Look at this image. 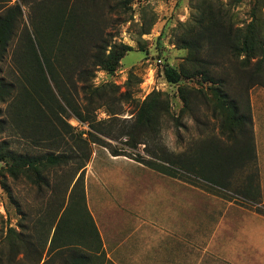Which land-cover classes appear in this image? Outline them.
I'll use <instances>...</instances> for the list:
<instances>
[{
  "label": "trees",
  "instance_id": "1",
  "mask_svg": "<svg viewBox=\"0 0 264 264\" xmlns=\"http://www.w3.org/2000/svg\"><path fill=\"white\" fill-rule=\"evenodd\" d=\"M11 1L0 0V10ZM132 1L126 0V4ZM67 7V3L58 7L57 13L61 14L54 15L56 20L47 24L49 31L44 25L34 24L38 46L28 31L25 33L13 53L14 83L2 76V69L16 38L21 4L0 14V103L10 101L9 120L0 117V134L12 131L24 138L52 141L56 145L34 155L10 149L9 141L0 143V160L4 161L1 185L20 216L16 227L9 225L1 231L0 264H97L99 258L105 257L85 191V172L92 154L90 144L112 146L105 138H126L124 147L111 148L114 156H128L171 176L191 174L218 190L229 191L231 173L251 164L255 167L256 183L253 186L249 182L244 194H238L250 204L258 203L261 193L248 95L254 87L264 88V0H251L249 20L241 25L224 5L207 1L178 36L177 44L187 54L178 68L164 64L162 75L166 82L179 84L183 102L180 113L192 111L194 104L202 102L219 121L221 136L219 139L215 135L208 136L204 149L184 150L178 154L162 143L163 121L173 119L168 95L162 91L154 90L145 100L135 101L136 114L130 119L118 117L121 111L108 112L110 117L106 120L96 119V110L107 100L116 98L119 89L115 83L95 86L96 71L115 73L125 55L134 48L104 40L88 57L87 44L93 37L89 19L82 6ZM66 14L69 17H65ZM150 30V27L144 29L141 35ZM218 55L228 58L238 81L235 89L229 82L228 68L219 72L218 63L211 59ZM84 59L88 60L89 67L78 75L85 101L83 109H79L73 101L72 89H76V83L72 75L76 62ZM161 62L159 58L157 64ZM46 72L64 103L50 85ZM194 77L208 86L204 88L201 84L197 88L181 84L183 78ZM133 78L137 75L131 71L127 83L131 85ZM140 82L138 78L137 83ZM120 96L137 100L129 90ZM64 115L88 123L89 130L76 132ZM60 116L63 120L57 122ZM139 145H145L149 159L139 155L141 153L134 157L132 150L137 151ZM69 165L73 166V172L53 187L46 172H57ZM8 177L23 178L40 193L44 186L48 187L52 194L46 206L31 217L14 196ZM258 210L264 214V209Z\"/></svg>",
  "mask_w": 264,
  "mask_h": 264
},
{
  "label": "rangeland",
  "instance_id": "2",
  "mask_svg": "<svg viewBox=\"0 0 264 264\" xmlns=\"http://www.w3.org/2000/svg\"><path fill=\"white\" fill-rule=\"evenodd\" d=\"M207 1L209 2L212 0H133L131 4H126V0H12L0 10V14H6L10 8L15 7L17 4H21V15L18 17L16 26V38L12 42L6 61L3 64L2 76H4L8 82L11 81L14 83L13 53L17 45H19L24 39L27 31L31 35L36 46H38L34 33V24L44 25L47 28L50 20H56L53 18L54 15L57 17L60 16L61 12L57 13V10L61 4L67 3L68 7L77 4L78 6H82L86 18L89 19L91 30L93 31V37L87 44L88 50L86 54L88 57L95 52V47L103 43L104 40L111 41L112 43L115 42L117 44L124 43L131 45L134 48L125 55L122 59L121 66L115 71V73L109 74L103 69H98L96 71V78L94 79L95 86H100L105 83H115L119 87L118 92L116 93V98L107 100L101 108L96 110L94 113L96 119L98 121L106 120L110 117L108 112L119 111L121 112L117 114L118 117H121L122 119H130L136 114L135 101L145 100L154 90L162 91L168 95L171 114L173 115V119L168 118L163 121L160 131L162 143L175 154L184 150L192 149L193 151H198L199 149H204V147H207L206 139L209 138L208 136L215 135L218 136V139L221 137L219 135V121L212 117L211 111L202 102L194 104L192 106V111H188L185 114L180 113L183 102L179 94V84L166 82L162 75V68L164 64L176 68L180 66L187 51L178 46V36L184 32L186 25L190 24L192 19L197 15L198 9ZM213 1H216L229 9L233 14L234 21L240 25L249 20L248 13L251 6V0ZM67 16L68 14H66L65 17ZM148 27L151 29L150 33L141 35L142 31ZM47 30L49 31L48 28ZM218 56L211 59L214 63H218L217 68L220 70L219 72L222 73L228 68V71H230L228 79L233 86V89H235L238 81L234 72L230 68L231 65L228 58L225 55ZM159 58L162 62L157 64ZM75 65L76 68L74 69L75 71H73L74 74L72 75V80L76 83V89H72L74 92V95L72 96L77 107L83 109L81 107L84 106L85 103L84 94L81 89L82 83L79 82L78 75L82 70L89 67L88 60L84 59L82 61H77ZM131 71L137 75V78H133L130 85V83H127V79ZM46 75L50 85L57 93L60 100L64 103L47 72ZM62 76L65 77L64 72L62 73ZM138 78L141 79L140 83H137ZM181 84L200 88L202 83L199 77H194L183 78ZM202 86L206 88L208 84L204 83ZM127 90L131 92L133 99L137 100H125L120 96ZM252 90L256 94L257 91H264V88L257 86L249 90V103ZM9 102L10 101L0 103V117L6 120H9ZM67 109L70 111V108L67 107ZM63 117L75 128L76 132L80 131L76 126L78 119L66 115ZM61 120L63 119H61L60 116V119H57L56 121L58 122ZM84 124L88 126V123ZM105 140L110 142L112 146H105L103 143L90 144L92 152L90 162L93 160L92 164H94V170H92L94 174H92L93 176L91 175L89 181L90 186L94 184L95 187L97 180H100L101 183L110 185L116 181H121L120 183L126 185L125 179L122 176H129V183L134 187H131L128 194L123 195V192L120 191L118 193H113L112 190H110L112 194L111 198L115 199L117 203L137 198L139 200L143 199L144 202L141 200L143 203V207L141 208H143L142 210L144 211V214H154L158 220L167 219L166 224L170 220L176 224V227H180L181 225L184 227V225H186L187 232L190 231V228L192 227L191 225L194 221H196V224L200 222V229L193 228V238H195V235H199L201 238L202 233H200V230L207 224L208 231L210 232V243H212V250L214 251H217V240L221 243L229 242L238 246L241 253V250L243 249L241 244L243 242L251 245L248 247L247 255L244 254L241 257L242 259H237V255L232 256L231 260L232 258L234 259V262H232L225 259L227 257L225 255L216 256V259L210 256L208 262L205 264H237L239 261L241 264H264V247L260 246L255 239L253 240V238H250L245 241L236 238L231 239L227 232H222L225 235L222 238H218L219 233L217 234L218 231L216 224L222 211H219L220 209L216 207L215 198H212L213 200L210 199V213L208 215L204 213V216L201 214L199 217L196 215L194 216L192 212L191 214L188 213L184 220L183 211L176 206V199L172 201L174 197H170L168 194L165 195V193H158V189L152 191L151 187H144V184L142 185L143 187L137 186L138 183L134 181V179L137 176L147 177L148 171L143 170L139 166L135 167L132 164L123 165L122 162L114 163L109 161L110 157H128L124 155L114 156L111 152V148L121 149L124 147L123 142L126 138H122L121 140L105 138ZM3 141H9L10 149L15 150L16 152H28L34 155L44 153L45 151L56 147L52 141L37 142L33 137L24 138L20 134H16L12 131H6L0 134V143ZM144 146L145 145H139L137 151L132 150L135 158L138 153H141L139 155L145 159L150 158V155L147 153ZM3 166L4 161L0 160V171ZM71 172H73V166L69 165L65 168L59 169L57 172L49 170V172H46V175L49 178L50 184L54 187L61 184V179H67ZM179 175L177 177L183 180L184 175ZM231 175L229 191L219 193L217 192L218 189L211 187L209 183L207 184L205 181L203 182L202 187L206 188L212 193V195H214H211V197L217 195L223 196L226 201L233 202L235 205L244 208L242 210L247 212V209L250 208V203L242 199L239 194H244L248 188L249 182H251L253 186L256 183L255 167L251 164H247V166L235 169ZM1 180L0 172V235L3 227L9 225L16 227L17 221L20 219L16 206L11 203L6 190L1 185ZM7 182L10 185L14 196L21 203L22 208L31 217H34L39 209L46 206V203L52 194L51 190L46 186L43 187L44 189L41 193L38 192L36 186H33L23 178L14 180L13 178L8 177ZM150 183L151 186L152 182ZM193 184L196 186L201 185L200 179L194 178ZM252 189H254V187ZM164 192L166 191L164 190ZM236 193L239 194L237 195ZM103 194L104 193H102V196ZM105 194L107 200V197L109 198V196L106 192ZM117 207L118 206H115V208ZM225 208L223 210H226ZM235 230L237 233L242 232L241 225L236 224ZM246 232H248V237L249 233L250 236L255 233L252 229H248ZM257 233L258 232L255 234L257 235ZM94 254L99 257L96 253ZM238 255H240V253ZM97 264H111V262H106V258L102 256V258L98 259Z\"/></svg>",
  "mask_w": 264,
  "mask_h": 264
},
{
  "label": "crops",
  "instance_id": "3",
  "mask_svg": "<svg viewBox=\"0 0 264 264\" xmlns=\"http://www.w3.org/2000/svg\"><path fill=\"white\" fill-rule=\"evenodd\" d=\"M250 104L261 197L258 203L249 204L250 208L247 209V212L233 202L226 201L223 196L211 197L212 193L202 187L204 181L200 180L201 185L199 186L194 185L195 177L191 174L184 175L182 180L177 176L149 168L129 157H110L109 161L122 162L123 165L132 164L148 171L149 177L137 176L134 179L138 183L137 186L151 187L152 191L158 189V193L174 197L172 201L176 199V206L183 211L184 220L187 214L192 212L194 216L199 217L201 214L204 216V213L208 215L210 199L215 198L216 207L222 211L216 224L218 238L225 235L222 232H227L231 239L245 241L253 238L260 246L264 247V214L258 210V208L264 209V91H257L255 94L252 90ZM92 161L87 165L85 172L86 202L100 235L101 250L105 253L106 262H111V264H194V262L195 264H205L210 256L216 259V256L225 255L227 256L225 259L234 262L233 258L231 260L232 256L237 255V259H242L244 254L247 255L248 247L251 245L245 242L241 244L242 253L238 246L229 242L221 243L219 240L216 243L219 253L212 250L213 245L210 243L207 224L201 229L202 232L200 230L201 238L199 235H195L193 238L192 231L200 229V222L196 224L194 221L188 231L190 233H188L186 225L176 227V224L170 220L166 224L167 219L158 220L154 214H144L143 208H141L143 199L137 198L117 203L115 199L111 198L110 190L113 193L120 191L123 192V195L128 194L131 187H134L129 183L130 177L122 176L126 185L120 183L121 181L110 185L97 180L95 187L94 184L90 186V177L94 174ZM150 182H152L151 186ZM105 192L109 196L107 200ZM217 192L222 193L224 190ZM102 193H104L103 196ZM115 206L118 207L115 208ZM224 208L226 210H223ZM236 224L241 225L242 232H236ZM248 229H252L255 233L258 232L257 235L254 233L250 236L249 233L248 237V232H246ZM239 253L240 255H238Z\"/></svg>",
  "mask_w": 264,
  "mask_h": 264
},
{
  "label": "built area",
  "instance_id": "4",
  "mask_svg": "<svg viewBox=\"0 0 264 264\" xmlns=\"http://www.w3.org/2000/svg\"><path fill=\"white\" fill-rule=\"evenodd\" d=\"M80 130H89L88 126L81 121H77L76 125Z\"/></svg>",
  "mask_w": 264,
  "mask_h": 264
}]
</instances>
